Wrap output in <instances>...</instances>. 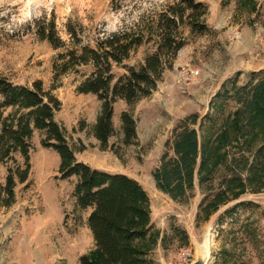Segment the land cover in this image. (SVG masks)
I'll use <instances>...</instances> for the list:
<instances>
[{
    "label": "rangeland",
    "instance_id": "rangeland-1",
    "mask_svg": "<svg viewBox=\"0 0 264 264\" xmlns=\"http://www.w3.org/2000/svg\"><path fill=\"white\" fill-rule=\"evenodd\" d=\"M174 1L0 0V77L27 86L39 80L46 90L53 89L62 103L56 121L66 129L77 159L100 171L127 175L142 185L150 198L154 233L150 264H180L187 252L192 255L191 264L204 242H208L207 264H264V193L246 195L203 222L198 219L203 195L197 183L178 202L161 192L153 178L177 126L187 125L186 118L198 115V123L188 126L199 130L224 85L231 89L262 76L264 0H202L207 12L200 22L207 31L195 34L185 27V46L152 95L132 106L124 101L115 104V133L106 149L94 136L102 102L77 92L81 78L76 75L55 79L57 52L30 30L35 20L55 16L63 39H67L65 25L70 20L81 24L87 37L113 33L132 27L141 15L163 11ZM143 53L138 51L130 63L139 61ZM184 66L199 75L186 81L181 74ZM227 105L228 111L234 110L235 103ZM124 111L137 125V139L131 144L124 143ZM43 138V133H34L29 180L17 183L14 203L0 202V264H80V257L95 248L88 227L91 210L76 206V181L59 178L60 158L42 146ZM16 160L23 161L19 154ZM8 168L0 164V193ZM237 204L234 213H228Z\"/></svg>",
    "mask_w": 264,
    "mask_h": 264
},
{
    "label": "trees",
    "instance_id": "trees-1",
    "mask_svg": "<svg viewBox=\"0 0 264 264\" xmlns=\"http://www.w3.org/2000/svg\"><path fill=\"white\" fill-rule=\"evenodd\" d=\"M206 12L202 0H175L163 11L141 15L132 27L113 33L87 37L83 26L70 20L65 25L67 39H63L55 16L35 20L30 30L57 52L55 79L76 75L81 78L77 92L102 102L94 136L106 149L115 133V104L124 101L132 106L152 95L185 46L184 28L195 34L207 31L200 22ZM140 50H144L143 56L131 64ZM116 70L123 72L116 74ZM261 73L243 86L228 89L224 85L199 130L188 126L198 123V115L186 118L187 125L177 126L153 173L157 188L178 202L197 183L203 195L198 219L203 222L246 195L264 193V71ZM52 90H46L39 80L27 86L0 77V164L9 165L0 202L13 204L17 183L28 182L31 140L35 132H41L42 146L60 158L59 178L76 181V206L91 210L88 227L95 248L80 257V264H150L154 233L147 192L127 175L100 171L77 159L66 129L56 121L62 103ZM229 101L235 103L232 111L227 110ZM121 122L124 143H133L137 139L135 119L124 111ZM18 154L21 163L16 160Z\"/></svg>",
    "mask_w": 264,
    "mask_h": 264
},
{
    "label": "built area",
    "instance_id": "built-area-1",
    "mask_svg": "<svg viewBox=\"0 0 264 264\" xmlns=\"http://www.w3.org/2000/svg\"><path fill=\"white\" fill-rule=\"evenodd\" d=\"M181 74H182V78H184L187 81V80H192L193 78L198 76L199 71H194L191 67L184 66L181 69ZM191 257H192V255L190 252L185 253L183 255V258H182V261L180 262V264H190Z\"/></svg>",
    "mask_w": 264,
    "mask_h": 264
},
{
    "label": "water",
    "instance_id": "water-1",
    "mask_svg": "<svg viewBox=\"0 0 264 264\" xmlns=\"http://www.w3.org/2000/svg\"><path fill=\"white\" fill-rule=\"evenodd\" d=\"M205 241H207V240H205ZM205 243H207L206 245L208 247V242H204L203 246H201V247L199 246L198 250H197L196 259L191 264H207L208 263L209 251H208V254L206 255V252L204 251V249H206Z\"/></svg>",
    "mask_w": 264,
    "mask_h": 264
},
{
    "label": "bare ground",
    "instance_id": "bare-ground-1",
    "mask_svg": "<svg viewBox=\"0 0 264 264\" xmlns=\"http://www.w3.org/2000/svg\"><path fill=\"white\" fill-rule=\"evenodd\" d=\"M204 251L206 252V255H207V254H208V253H207V249H204Z\"/></svg>",
    "mask_w": 264,
    "mask_h": 264
}]
</instances>
